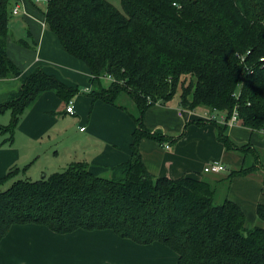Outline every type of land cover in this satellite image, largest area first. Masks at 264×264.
<instances>
[{"label":"trees","instance_id":"1","mask_svg":"<svg viewBox=\"0 0 264 264\" xmlns=\"http://www.w3.org/2000/svg\"><path fill=\"white\" fill-rule=\"evenodd\" d=\"M13 1L20 0H0V78L21 75L7 50ZM120 3L46 0L44 16L63 48L89 67V95L135 120L130 157L101 174L74 161L35 180L19 177L26 168L11 167L0 177V186L10 182L0 187V243L13 225L36 223L57 233L111 229L138 244L159 241L178 253L176 264H264V203L256 206L260 224L248 227L241 206L219 193L226 178L154 175L140 151L145 138L172 144L180 139L182 134L171 138L143 121L146 110L170 102L179 85L183 109H217L229 117L236 108L244 126L264 132V0ZM46 91L68 103L79 88L35 67L0 103V113H12L8 124H0L5 142ZM125 97L136 111L120 101ZM196 121L213 123L227 150L256 156L250 142L239 144L229 135L227 124ZM261 166L256 157L227 177Z\"/></svg>","mask_w":264,"mask_h":264},{"label":"crops","instance_id":"2","mask_svg":"<svg viewBox=\"0 0 264 264\" xmlns=\"http://www.w3.org/2000/svg\"><path fill=\"white\" fill-rule=\"evenodd\" d=\"M35 2L38 7L22 0L20 14L10 21L7 50L21 75L0 78V103L17 92L22 79L37 66L79 88V92L71 98L73 113L66 111L67 102L55 92L46 91L25 110L10 142H5L7 135L0 132V177L13 166L26 168L21 174L30 178L43 172L44 167L52 173L74 161H85L93 172L104 173L109 166L129 159L137 124L126 110L89 95V67L69 54L59 37L48 29L46 1ZM203 113L205 110L183 109L179 102L156 103L146 110L143 121L147 127L161 129L171 138L182 134L174 144L151 138L141 141L140 151L148 170L171 178H226L220 183V195L241 206L247 224H260L256 206L264 203V132L241 122L229 125L228 133L236 142H250L257 152L255 156L227 150L213 123H197ZM46 157L49 160H44ZM256 157L262 164L260 168L227 177L230 170L249 166ZM211 161H220L227 169L205 172L204 166ZM177 260L178 253L159 241L138 244L111 229L57 233L42 224H15L0 243V264H176Z\"/></svg>","mask_w":264,"mask_h":264},{"label":"built area","instance_id":"3","mask_svg":"<svg viewBox=\"0 0 264 264\" xmlns=\"http://www.w3.org/2000/svg\"><path fill=\"white\" fill-rule=\"evenodd\" d=\"M35 1H42V0H35ZM21 5H22V0L14 2V4L11 7V14L13 16L20 14ZM73 109H74V102L73 100H70L67 103L66 111L73 113L74 112ZM202 117L203 119L206 120H218L220 123L227 124L228 126L229 125L232 126L240 122V116L236 108L233 110V113L229 117L226 112L217 109L206 110L205 113L202 114ZM81 129L83 130L84 127H82ZM166 147L169 148L170 144H166ZM226 169H227L226 165L220 161L208 162L203 168L205 172H220Z\"/></svg>","mask_w":264,"mask_h":264},{"label":"rangeland","instance_id":"4","mask_svg":"<svg viewBox=\"0 0 264 264\" xmlns=\"http://www.w3.org/2000/svg\"><path fill=\"white\" fill-rule=\"evenodd\" d=\"M112 3H114L116 6H118L119 8H121V3H120V0H110ZM43 3V2H42ZM12 18L11 19H13V15L11 16ZM105 81V84H108L109 82H110V80L109 79H105L104 80ZM180 94H181V85H179V87H178V89H177V92H176V94H175V96L173 97V99L170 101V102H180ZM120 101L122 102V103H125L128 107H129V109H131V110H133V111H136L135 110V105H134V102L130 99V98H127V97H125L124 99H122V98H120ZM200 110V109H199ZM205 109H202L201 111H204ZM206 111V110H205ZM10 111H7V112H5V113H1L0 114V122H2V123H8L9 122V120H10ZM1 135L2 134H0V137H1ZM48 159V157H46L44 160H47ZM43 160V159H42ZM43 160V161H44ZM49 160V159H48ZM45 162V161H44ZM255 162V161H254ZM66 167V166H65ZM63 169H65V168H60L59 170H57V171H61V170H63ZM49 171H50V169L49 168H47V167H44V171L43 172H40V173H37V174H35V175H33V176H30V178H32L33 180H35V179H39V178H42L43 177V175H44V173H46V172H48V175L50 174L49 173ZM210 174H212V173H210ZM19 177H22V178H26L27 177V175L26 176H24V175H22V174H20L19 175ZM10 184V182H8V183H6V184H4V185H1L0 187H7L8 185ZM255 224H247V226L248 227H252V226H254Z\"/></svg>","mask_w":264,"mask_h":264}]
</instances>
